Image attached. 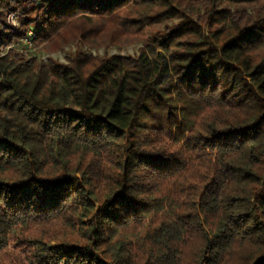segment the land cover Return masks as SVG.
<instances>
[{
	"label": "trees",
	"instance_id": "obj_1",
	"mask_svg": "<svg viewBox=\"0 0 264 264\" xmlns=\"http://www.w3.org/2000/svg\"><path fill=\"white\" fill-rule=\"evenodd\" d=\"M0 264H264V0H0Z\"/></svg>",
	"mask_w": 264,
	"mask_h": 264
},
{
	"label": "rangeland",
	"instance_id": "obj_2",
	"mask_svg": "<svg viewBox=\"0 0 264 264\" xmlns=\"http://www.w3.org/2000/svg\"><path fill=\"white\" fill-rule=\"evenodd\" d=\"M139 46L138 45H134V46H128L122 50H117L114 47H109L108 49H86L84 48V50L86 51H90L93 55H104V54H120V55H132L137 51V48ZM76 48L74 45H70L67 47H64L62 49V51H56V52H52V53H45L42 51H38V50H34V49H30V50H25V54L31 57H36L37 59H41L42 57L44 58H51L57 62L60 63H65L67 60V57L72 56L75 52H76Z\"/></svg>",
	"mask_w": 264,
	"mask_h": 264
},
{
	"label": "built area",
	"instance_id": "obj_3",
	"mask_svg": "<svg viewBox=\"0 0 264 264\" xmlns=\"http://www.w3.org/2000/svg\"><path fill=\"white\" fill-rule=\"evenodd\" d=\"M8 19H9V21H10L12 24L16 25V20H15V17H14L13 15H10ZM29 34H30V33H29ZM24 42H25L26 45H28V47L31 46V43H30V41H29L28 39H25ZM41 60H43V61L46 62V61H47V58L42 57Z\"/></svg>",
	"mask_w": 264,
	"mask_h": 264
}]
</instances>
